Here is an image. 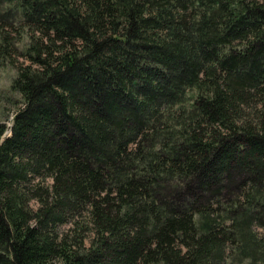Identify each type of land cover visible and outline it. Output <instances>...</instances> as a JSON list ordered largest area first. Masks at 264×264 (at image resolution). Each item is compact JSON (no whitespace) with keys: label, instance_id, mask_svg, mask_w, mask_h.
<instances>
[{"label":"trees","instance_id":"1","mask_svg":"<svg viewBox=\"0 0 264 264\" xmlns=\"http://www.w3.org/2000/svg\"><path fill=\"white\" fill-rule=\"evenodd\" d=\"M5 1L0 264H264V0Z\"/></svg>","mask_w":264,"mask_h":264},{"label":"rangeland","instance_id":"2","mask_svg":"<svg viewBox=\"0 0 264 264\" xmlns=\"http://www.w3.org/2000/svg\"><path fill=\"white\" fill-rule=\"evenodd\" d=\"M5 0H1L2 9H7V4ZM5 13V12H4ZM6 14V13H5ZM13 30V29H11ZM22 27L17 25V29L13 30L11 35L17 39H25L27 41V33H23L20 37V31ZM16 75V69L3 63H0V123H7L11 126L10 119L12 118L14 112L21 105V95L12 88L14 83V77ZM10 117H9V116ZM10 128L7 129L6 134H9Z\"/></svg>","mask_w":264,"mask_h":264},{"label":"bare ground","instance_id":"3","mask_svg":"<svg viewBox=\"0 0 264 264\" xmlns=\"http://www.w3.org/2000/svg\"><path fill=\"white\" fill-rule=\"evenodd\" d=\"M19 16V15H18ZM7 26V25H6ZM24 41V40H23ZM19 55V54H18ZM25 58V57H24ZM27 63V62H26ZM32 67V66H31ZM27 68V67H26ZM264 105V104H263ZM256 116V115H255ZM10 117V116H9ZM257 117V116H256ZM47 186V185H46Z\"/></svg>","mask_w":264,"mask_h":264}]
</instances>
